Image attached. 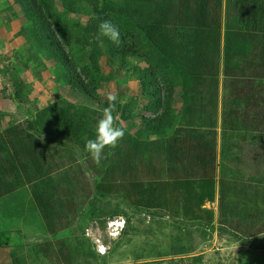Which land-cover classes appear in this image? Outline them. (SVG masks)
Instances as JSON below:
<instances>
[{
	"label": "trees",
	"instance_id": "obj_1",
	"mask_svg": "<svg viewBox=\"0 0 264 264\" xmlns=\"http://www.w3.org/2000/svg\"><path fill=\"white\" fill-rule=\"evenodd\" d=\"M13 1L30 23L28 40L55 62L56 81L95 101L91 86L54 32L55 26L65 42L74 34H61L52 0ZM64 2L71 11L86 3L92 8L96 18L90 33L95 36L103 20L118 27L120 46L105 39V48L119 68L131 57L155 65L137 69L143 89L154 87L157 70L170 84L164 111L140 117L141 126L133 135L116 123L125 135L100 165L92 162L84 147L94 137L107 103L93 109L59 100L26 125L0 131V199L13 185L28 187L52 239L31 247L35 259L48 264H102L79 238H74L73 248L56 239L77 225L78 196L88 185L81 186L78 177L69 174L74 165L62 163L60 148L80 151L83 172L96 179L98 198L118 201L111 215H125L123 205L212 232L217 225L239 240L264 235V123L261 131L250 124L256 118L264 122V0ZM221 77L230 98L225 99L219 121ZM176 87L182 92L179 117L172 111ZM132 109V105L121 108L124 121ZM249 169L246 177L243 173ZM216 200L217 214L204 208ZM8 241L3 235L0 248ZM11 260L12 264L30 261L16 251Z\"/></svg>",
	"mask_w": 264,
	"mask_h": 264
},
{
	"label": "rangeland",
	"instance_id": "obj_2",
	"mask_svg": "<svg viewBox=\"0 0 264 264\" xmlns=\"http://www.w3.org/2000/svg\"><path fill=\"white\" fill-rule=\"evenodd\" d=\"M106 1L120 3L122 0ZM52 2L61 34L69 31L74 34L65 42L55 26L54 32L66 45L78 73L91 86L95 101L76 88L56 81L55 62L38 53L28 40L27 28L30 23L24 18L20 7L13 0H0V131L11 126L26 125L36 113L51 108L59 100L96 109L99 103H108L109 94L117 97L114 111L116 123L132 135L141 126L140 117L161 114L165 109V89L170 84L167 76L157 70L153 77L154 87L143 89L137 78V69H147L154 64L148 65L131 57L123 69L119 68L116 62L110 60L106 48L99 47L96 36L90 33L91 21L96 15L87 3L71 11L64 0ZM227 96L230 98L221 77L219 121ZM125 105L133 106L128 121L121 117V108ZM151 105H155V108H151ZM172 111L176 117L182 111V92L178 87L173 96ZM263 123L257 118L250 121L254 128L258 129L259 126L260 131ZM60 149L64 158L62 163L74 165L69 174L78 177L81 186L88 183L86 192L78 194L81 197L78 200L77 225L73 231L56 238L66 241L70 247L73 248L76 242L74 238L77 237L96 253L92 236L86 235V229H91L93 236L108 247L104 256L96 253L102 264H264V235L247 241L239 240L232 233L220 230L217 225L212 232L162 214L152 216L132 211L123 205L120 210L126 216L111 215L109 211L115 208L118 201L98 198L95 193L96 179L88 171L83 172L85 161L80 151L74 148ZM251 172L249 169L243 174L247 177ZM80 185L77 188L80 189ZM13 186L10 188L12 191L0 199V239L3 235L9 239L8 246L0 248V264H12L13 251L30 260L29 264H48L36 260L31 252L32 246L52 240L47 236L40 214L32 203L31 191L26 186L17 189ZM205 208L217 211L218 202ZM117 216L126 219V226L122 235L113 240L107 235L106 223ZM181 251L185 253L178 254Z\"/></svg>",
	"mask_w": 264,
	"mask_h": 264
},
{
	"label": "clouds",
	"instance_id": "obj_3",
	"mask_svg": "<svg viewBox=\"0 0 264 264\" xmlns=\"http://www.w3.org/2000/svg\"><path fill=\"white\" fill-rule=\"evenodd\" d=\"M105 39L116 46H120L122 42L118 27L110 20H103L98 25L95 40L99 47H105ZM107 101V106L103 108L102 116L96 123L94 137L87 139L84 147L95 165H100L107 158L106 153L110 154V151L118 146L125 135L124 129L116 125L114 116L117 97L109 94Z\"/></svg>",
	"mask_w": 264,
	"mask_h": 264
},
{
	"label": "built area",
	"instance_id": "obj_4",
	"mask_svg": "<svg viewBox=\"0 0 264 264\" xmlns=\"http://www.w3.org/2000/svg\"><path fill=\"white\" fill-rule=\"evenodd\" d=\"M126 226V219L123 216H117L111 218L106 223L107 235L110 239H118ZM86 235L92 236V241L96 245V253L100 256H104L107 253L108 247L99 238H95L91 229H86Z\"/></svg>",
	"mask_w": 264,
	"mask_h": 264
},
{
	"label": "crops",
	"instance_id": "obj_5",
	"mask_svg": "<svg viewBox=\"0 0 264 264\" xmlns=\"http://www.w3.org/2000/svg\"><path fill=\"white\" fill-rule=\"evenodd\" d=\"M215 203H217V200H216V202ZM215 203H213V205L215 204ZM209 203H206L205 205H204V208H205V206L206 205H208ZM212 211L215 213V214H217V211H216V209H212Z\"/></svg>",
	"mask_w": 264,
	"mask_h": 264
}]
</instances>
